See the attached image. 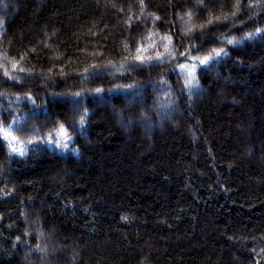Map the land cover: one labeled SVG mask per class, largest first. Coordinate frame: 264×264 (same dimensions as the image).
Instances as JSON below:
<instances>
[{"label":"trees","instance_id":"16d2710c","mask_svg":"<svg viewBox=\"0 0 264 264\" xmlns=\"http://www.w3.org/2000/svg\"><path fill=\"white\" fill-rule=\"evenodd\" d=\"M248 3L2 0L0 124L25 151L0 139V264H264V34L243 39L264 10Z\"/></svg>","mask_w":264,"mask_h":264},{"label":"snow or ice","instance_id":"6c2138e0","mask_svg":"<svg viewBox=\"0 0 264 264\" xmlns=\"http://www.w3.org/2000/svg\"><path fill=\"white\" fill-rule=\"evenodd\" d=\"M204 2H205V0H197L198 4H203ZM0 3H2V0H0ZM140 3H141V7H143V0H140ZM257 5L260 6L261 10H264V0H249L248 7L250 9L253 7H256ZM240 7H241L240 0H236L235 9L232 12L233 16H235L236 13L240 11ZM187 15H188L189 20H191L192 13L188 12ZM225 18H227V17H225ZM155 19L158 20L159 17H155ZM181 19H183V17ZM215 19L219 20L220 17H216ZM212 22L213 21L210 19L209 23H212ZM0 27H2V22H0ZM190 30L191 29L189 28V31ZM258 34H264V28L257 27L255 29V32L247 33L243 37V39H245V40L253 39ZM162 39H166L169 44L171 43V36L162 37ZM225 42L227 44H230V45L241 43V41L238 39H226ZM192 47H195V45H193ZM137 51L140 52V51H143V49H137ZM166 52H167V48H166ZM224 54H226L224 48L212 49V52L209 55H206L203 57L192 56L190 54V51L180 53L181 56L186 57V59H188V60L196 61V62H198L199 65H207L215 57H219V56L224 55ZM167 55L172 56L173 53L167 52ZM135 59H137L141 63L144 62V57H142V56L137 55L135 57ZM149 59H151V58H149ZM155 59L161 60L162 54L158 53L156 55ZM0 66H2V65H0ZM16 68H17V64L13 63L12 64V72H15ZM196 68H197V63H191V64L180 63L179 64V69L181 70V72L186 73L185 87H188V88L194 87L195 80H196V76H195ZM20 71H23V68H21ZM4 75L8 76L10 79L16 78L15 76L10 75L9 71L7 69H5ZM97 91H99V89ZM17 99H20V98L17 97ZM29 99H31V97H29ZM80 123H81V125L83 124V117H81ZM11 129H12V125H10V124L9 125L0 124V139L9 141L8 147L10 148L11 152H18L20 155H23L25 148L19 146L20 143H22V141L20 140L19 137L12 134ZM70 141H71V136L63 124L59 125L58 128L53 129V131L49 133L48 143L54 144L56 147L68 148V144ZM28 143H31V141H28ZM38 250L43 251V249H39V247H38Z\"/></svg>","mask_w":264,"mask_h":264},{"label":"rangeland","instance_id":"374dc122","mask_svg":"<svg viewBox=\"0 0 264 264\" xmlns=\"http://www.w3.org/2000/svg\"><path fill=\"white\" fill-rule=\"evenodd\" d=\"M119 115L116 113L115 115H114V118H119L118 117ZM122 122H120V119H118V124H121ZM69 145V144H68ZM62 149V148H61Z\"/></svg>","mask_w":264,"mask_h":264}]
</instances>
